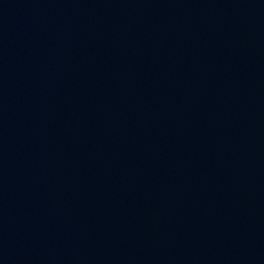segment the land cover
Masks as SVG:
<instances>
[{"label":"water","instance_id":"95a60500","mask_svg":"<svg viewBox=\"0 0 264 264\" xmlns=\"http://www.w3.org/2000/svg\"><path fill=\"white\" fill-rule=\"evenodd\" d=\"M0 264H264V0H0Z\"/></svg>","mask_w":264,"mask_h":264}]
</instances>
